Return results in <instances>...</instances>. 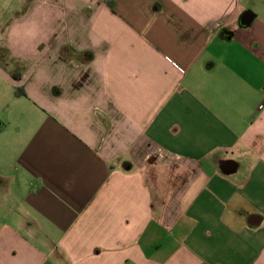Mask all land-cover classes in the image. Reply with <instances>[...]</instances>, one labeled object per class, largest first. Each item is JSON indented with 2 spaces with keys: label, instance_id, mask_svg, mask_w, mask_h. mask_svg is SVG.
Returning a JSON list of instances; mask_svg holds the SVG:
<instances>
[{
  "label": "crops",
  "instance_id": "1",
  "mask_svg": "<svg viewBox=\"0 0 264 264\" xmlns=\"http://www.w3.org/2000/svg\"><path fill=\"white\" fill-rule=\"evenodd\" d=\"M74 3L0 49V264H264V1Z\"/></svg>",
  "mask_w": 264,
  "mask_h": 264
},
{
  "label": "clouds",
  "instance_id": "2",
  "mask_svg": "<svg viewBox=\"0 0 264 264\" xmlns=\"http://www.w3.org/2000/svg\"><path fill=\"white\" fill-rule=\"evenodd\" d=\"M74 0H0V49L11 51L21 63L29 61L40 43L48 45L57 25L69 43L99 47L86 29ZM55 64L49 66V75Z\"/></svg>",
  "mask_w": 264,
  "mask_h": 264
},
{
  "label": "rangeland",
  "instance_id": "3",
  "mask_svg": "<svg viewBox=\"0 0 264 264\" xmlns=\"http://www.w3.org/2000/svg\"><path fill=\"white\" fill-rule=\"evenodd\" d=\"M261 1H264V0H261ZM261 3H263V2H261ZM260 11L262 12L263 10H260ZM16 92L17 91H13V93H15V95H16ZM11 93H12L11 88L10 89L6 88V87L0 88V127H2V117H3L2 113L5 110L7 102L9 101V99H11Z\"/></svg>",
  "mask_w": 264,
  "mask_h": 264
},
{
  "label": "water",
  "instance_id": "4",
  "mask_svg": "<svg viewBox=\"0 0 264 264\" xmlns=\"http://www.w3.org/2000/svg\"><path fill=\"white\" fill-rule=\"evenodd\" d=\"M247 19H249L248 16L244 18V24L247 25V26H249L251 24V22H252V18H250L249 21Z\"/></svg>",
  "mask_w": 264,
  "mask_h": 264
},
{
  "label": "trees",
  "instance_id": "5",
  "mask_svg": "<svg viewBox=\"0 0 264 264\" xmlns=\"http://www.w3.org/2000/svg\"><path fill=\"white\" fill-rule=\"evenodd\" d=\"M25 95V93H22L19 89L16 92V96H22Z\"/></svg>",
  "mask_w": 264,
  "mask_h": 264
},
{
  "label": "built area",
  "instance_id": "6",
  "mask_svg": "<svg viewBox=\"0 0 264 264\" xmlns=\"http://www.w3.org/2000/svg\"><path fill=\"white\" fill-rule=\"evenodd\" d=\"M176 66H177V68H179V70H181V72H184V69H183V68H181V67L178 66L177 64H176Z\"/></svg>",
  "mask_w": 264,
  "mask_h": 264
}]
</instances>
